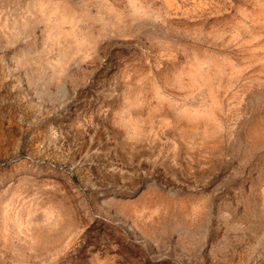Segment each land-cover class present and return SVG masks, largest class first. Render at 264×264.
<instances>
[{"label": "rangeland", "instance_id": "obj_1", "mask_svg": "<svg viewBox=\"0 0 264 264\" xmlns=\"http://www.w3.org/2000/svg\"><path fill=\"white\" fill-rule=\"evenodd\" d=\"M0 264H264V0H0Z\"/></svg>", "mask_w": 264, "mask_h": 264}]
</instances>
